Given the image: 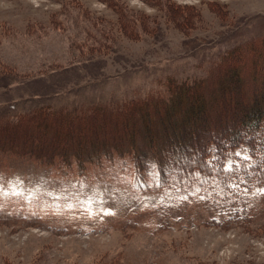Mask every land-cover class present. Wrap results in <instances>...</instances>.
Wrapping results in <instances>:
<instances>
[{"label":"rangeland","instance_id":"374dc122","mask_svg":"<svg viewBox=\"0 0 264 264\" xmlns=\"http://www.w3.org/2000/svg\"><path fill=\"white\" fill-rule=\"evenodd\" d=\"M229 57L254 86L241 96L250 104L264 87V0H0L9 117L166 97L169 81H208ZM251 162L240 145L223 169ZM105 168L66 177L0 147V264H264V175L218 199L214 187L143 188Z\"/></svg>","mask_w":264,"mask_h":264},{"label":"trees","instance_id":"16d2710c","mask_svg":"<svg viewBox=\"0 0 264 264\" xmlns=\"http://www.w3.org/2000/svg\"><path fill=\"white\" fill-rule=\"evenodd\" d=\"M172 10L168 8L169 16ZM235 54L244 57L243 52ZM232 60L226 58L225 66L208 81L181 85L169 81L166 97L148 95L115 108L45 105L13 117L0 114V147L66 177H88L89 169L107 167L108 172H124L130 180L140 178L143 188L154 183L158 188L168 183L190 187L195 182L214 187L218 199L234 195L241 177L258 184L264 175V87L254 103L243 101L241 96L248 98L254 86L243 80L244 66ZM260 70L253 69L252 74L259 76ZM240 145H248L252 152L245 175L239 171L242 167L223 169ZM242 199L240 195L238 201Z\"/></svg>","mask_w":264,"mask_h":264}]
</instances>
